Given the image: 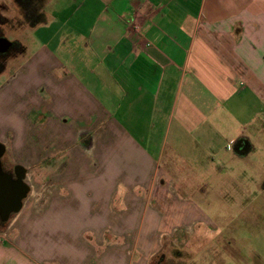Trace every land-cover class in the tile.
Listing matches in <instances>:
<instances>
[{"label": "crops", "instance_id": "0c3cea01", "mask_svg": "<svg viewBox=\"0 0 264 264\" xmlns=\"http://www.w3.org/2000/svg\"><path fill=\"white\" fill-rule=\"evenodd\" d=\"M10 2L16 18L2 14ZM38 2L27 6L37 12L26 18L16 0H0V28L15 32L12 41L0 35L14 46L0 53H7L0 73L17 61L13 73L19 74L8 71L2 88L22 76L17 84L25 90L43 87V100L37 95L27 105L45 115L24 141L17 133L0 134L6 164L24 168L29 186L14 215L29 212L44 221L53 201L65 198L71 213L95 210L91 215L108 217L106 234H121L141 200L143 218L149 215L151 228L161 229L150 246L108 235L101 238L104 250H95L92 240L68 258L54 237L63 232L0 225V264H96L94 254L111 264L117 249L125 264H149L169 236L162 220L196 210L179 189L189 193L184 186L192 180L226 179L228 164L243 162L255 149L247 127L264 119V0ZM39 168L59 186L31 213L29 178ZM89 200L94 204L83 205ZM190 223L172 222L171 234L194 236ZM33 245L51 254H36ZM128 248L136 249L131 262Z\"/></svg>", "mask_w": 264, "mask_h": 264}, {"label": "rangeland", "instance_id": "374dc122", "mask_svg": "<svg viewBox=\"0 0 264 264\" xmlns=\"http://www.w3.org/2000/svg\"><path fill=\"white\" fill-rule=\"evenodd\" d=\"M30 5V0H23L22 6ZM29 11L30 15L33 16L37 12V8H30ZM2 14L7 17H17L11 2L9 6L3 8ZM14 33L8 26L0 28V35L11 41L15 37ZM13 48L12 42L8 54ZM6 55L7 53L0 55V62ZM15 63L17 61L12 62L4 72L0 73V134L3 135V138H6L5 135L8 133L12 135L17 133L16 139L24 141L29 134L33 133L32 124L34 121L37 118L42 119L45 117L42 112L37 114L34 108H28L27 105V103L34 104V101L38 100L37 95L42 93L43 87L35 89L30 87L29 90H25L26 88H22L17 84L22 76L12 87L2 88L7 79L8 75L6 76V74H8V71L11 75H19L13 73ZM1 65L2 63H0ZM19 95L22 97L20 98ZM40 99L43 100L42 95H40ZM48 117L57 119L54 115H48ZM47 124H49L48 127H51L50 121H47ZM248 125L247 132L251 133L250 139L255 145L254 151L243 162L229 163L226 170V179L223 176L222 178L214 177L207 182V185L196 184L197 180H192L187 186H184L189 188L190 194L186 193L184 189H179L180 197H184V199L192 198L196 210L190 211L193 213L192 216H174L162 220V223L165 224L163 228L169 231V236L164 238L162 248L156 247L157 245L153 246L159 251L150 260L149 264H264V119L263 117L260 118V121L255 119ZM10 137L9 139L12 140L15 136ZM35 139L37 138L35 137ZM27 146L31 147V145ZM33 172L34 174L29 178L31 184L29 198L33 200L32 209H34L31 213L42 210L45 199L48 198L51 191L58 190L59 186L58 183H51L49 177H45L42 168L35 169ZM203 190L206 191L203 195H197L198 192ZM56 194H59V191ZM93 201L83 202V205L91 206L94 204ZM189 203L191 202L189 201ZM138 204L137 208L136 205ZM68 205H70L69 200L57 198L53 201L51 208L48 209V213L43 218L44 221L38 215L33 217L28 214L29 212L27 215L25 211L24 214L26 215L16 217L13 214L0 225L4 227L19 224L28 225L32 231L37 233H42L45 229H48L51 234L56 231L63 232V236L55 235L54 237L59 239V244H64L60 246H63V254L64 256L67 254L66 257L68 258H71L77 252L78 255L82 253L78 248L82 244L83 246H91L92 240L95 241V250H104L102 249L104 243L101 242V238L108 235L114 236V238L118 236L125 237V245L133 246L138 242L144 247L150 246L161 229L155 226L151 228V224H149L151 217L149 215H147V218H143L141 200L134 202L130 209L132 215L126 218L128 220L125 224L128 231L121 234L115 232L106 234L103 226L108 229V217H98L96 213L91 215L95 210L90 208L84 209L85 213L83 215L82 212L73 214L68 210ZM149 211H151V207H149ZM68 212L71 214L67 215ZM175 212L177 213V211H172V213ZM97 220L101 221V231L100 228H97ZM192 221L195 223L193 224L194 229H197L194 236L182 233L181 230L171 234L173 224L181 223L185 225L192 223ZM147 227L149 228L148 231ZM93 230L96 232H93ZM65 232L68 233L65 234ZM16 235L17 233L14 234V236ZM27 235L28 233H24L23 236L22 234L19 236L26 238ZM176 235H180V241L175 238ZM63 238L64 240H62ZM173 244L176 248H172ZM131 248L126 250L129 262L134 260L133 256L136 251V249ZM33 251L36 254H51L39 250L35 246ZM117 251L115 260H112L111 264H125L126 261L123 262L126 260L124 255L122 257L120 249H117ZM83 252H85L84 248ZM92 258L96 264H107L104 255L97 258L94 254Z\"/></svg>", "mask_w": 264, "mask_h": 264}, {"label": "water", "instance_id": "95a60500", "mask_svg": "<svg viewBox=\"0 0 264 264\" xmlns=\"http://www.w3.org/2000/svg\"><path fill=\"white\" fill-rule=\"evenodd\" d=\"M10 41L0 37V53L8 50ZM5 151V147L0 143V159ZM20 170V173L18 171ZM16 178L13 179L10 173L2 169L0 161V221L5 222L9 217L17 213L21 207L23 199L29 191L28 184L24 181L26 170L20 165L15 166Z\"/></svg>", "mask_w": 264, "mask_h": 264}, {"label": "flooded vegetation", "instance_id": "af4514ba", "mask_svg": "<svg viewBox=\"0 0 264 264\" xmlns=\"http://www.w3.org/2000/svg\"><path fill=\"white\" fill-rule=\"evenodd\" d=\"M0 161H1L2 169L5 172L10 173L13 179H15L16 178L15 165L6 164V161L4 160V154L1 156ZM18 173H20V170L18 171Z\"/></svg>", "mask_w": 264, "mask_h": 264}, {"label": "trees", "instance_id": "16d2710c", "mask_svg": "<svg viewBox=\"0 0 264 264\" xmlns=\"http://www.w3.org/2000/svg\"><path fill=\"white\" fill-rule=\"evenodd\" d=\"M17 1V3L19 4V5H22L23 4V0H16ZM30 2L32 3V0H30ZM33 7H34V5H33ZM35 8V7H34ZM27 10V11H26ZM30 8H28L27 9V6H24V14H25V17L26 18H28L29 16H30ZM0 224H2V222L0 221Z\"/></svg>", "mask_w": 264, "mask_h": 264}]
</instances>
